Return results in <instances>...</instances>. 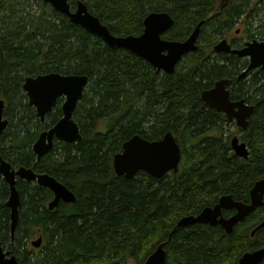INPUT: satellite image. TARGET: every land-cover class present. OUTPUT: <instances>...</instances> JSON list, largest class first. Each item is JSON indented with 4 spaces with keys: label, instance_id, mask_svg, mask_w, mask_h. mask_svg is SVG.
Here are the masks:
<instances>
[{
    "label": "trees",
    "instance_id": "1",
    "mask_svg": "<svg viewBox=\"0 0 264 264\" xmlns=\"http://www.w3.org/2000/svg\"><path fill=\"white\" fill-rule=\"evenodd\" d=\"M78 0H69L72 9ZM115 35H139L151 11H165L174 24L163 38L184 40L204 20L197 49L172 73L157 72L145 59L110 48L40 0H0V99L8 125L0 134V157L14 168L48 173L75 195L47 209L52 192L17 179L19 218L13 238L6 206L7 183L0 175V244L19 264H142L164 242L165 264H237L244 252L264 246V203L236 224L175 228L184 215L198 214L223 194L249 201V190L264 178V69L237 77L248 61L215 52L216 41L243 20V34L264 40V0H81ZM256 23L254 31L251 27ZM243 42L232 40L233 47ZM88 77L73 118L82 139L55 140L37 159L32 145L61 117L63 98L43 122L22 89L24 78L49 72ZM228 79L232 99L254 105L248 130L240 134L249 159L230 148V124L201 100L202 90ZM171 132L182 159L178 171L155 178L143 171L127 179L114 172L113 155L133 135L158 140ZM232 211H224V215ZM42 237L33 250L27 240ZM264 264V259L259 263Z\"/></svg>",
    "mask_w": 264,
    "mask_h": 264
},
{
    "label": "water",
    "instance_id": "2",
    "mask_svg": "<svg viewBox=\"0 0 264 264\" xmlns=\"http://www.w3.org/2000/svg\"><path fill=\"white\" fill-rule=\"evenodd\" d=\"M49 4L54 10L66 15L70 22L79 25L84 30L99 37L105 45L114 49H126L145 59L157 72L172 73L184 55L197 49V38L204 20L198 22L191 34L184 40L164 39L166 33L174 24V19L165 11H151L143 20V30L139 35H115L111 33L100 19L92 14L87 5L78 0L74 10H71L69 0H40ZM238 30L236 31V33ZM215 52L235 54L248 59L247 67L238 78L245 77L250 71L264 69V41L252 39L244 42L239 48H233L226 38L218 40L212 47ZM228 79L216 80L212 87L200 93L201 100L218 113H223L230 121H234L240 129L248 126V117L254 111L243 99L234 101L226 87ZM88 84V77L82 74H63L49 72L24 78L22 89L28 97V102L34 107L36 116L44 121L45 116L56 105L59 98L62 116L50 128L42 130L33 143V153L40 159L52 150L54 140L77 142L82 139L80 128L73 118L77 104L83 97ZM4 100L0 99V134L7 127L8 120L4 118ZM232 151L239 157L247 158L249 152L246 144L237 136L230 140ZM182 159L179 144L171 132L165 133L158 140H148L140 135H133L122 144V150L113 155V169L118 176L133 178L137 172L143 171L155 178L178 171ZM0 175L7 183L9 195L6 200L10 214V233L13 238L19 218L20 197L16 188L17 179L35 181L38 185L48 188L52 199L47 203V209L53 210L60 201L72 203L76 200L74 193L48 173H37L32 168H14L8 161L0 157ZM264 203V178L254 182L249 190V202L235 200L231 194H223L212 206H205L198 214L182 216L175 228H184L194 224L220 226L226 234H230L236 224ZM223 211H234L225 217ZM264 226V220L251 232L253 235ZM42 237L31 241L34 248L40 247ZM264 259V246L247 251L238 259V264H259ZM166 251L164 242L157 245L142 264H165ZM0 264H19L16 256L0 244Z\"/></svg>",
    "mask_w": 264,
    "mask_h": 264
},
{
    "label": "rangeland",
    "instance_id": "3",
    "mask_svg": "<svg viewBox=\"0 0 264 264\" xmlns=\"http://www.w3.org/2000/svg\"><path fill=\"white\" fill-rule=\"evenodd\" d=\"M85 3V2H84ZM86 4V3H85ZM75 8V7H74ZM256 26V23L253 24V26L251 27V31H254V28ZM245 24L243 22V20H240L239 23L237 25H235L228 33L227 35L224 37L228 40V42H231L233 39L234 40H237L239 42H244L245 40H249L245 34H243V32L245 31ZM236 30H239L238 33H235ZM217 42V41H216ZM215 42V43H216ZM197 43V42H196ZM23 85V84H22ZM5 118V117H4ZM8 125V124H7ZM226 132H233L232 136L233 135H237L239 134V128L234 124V123H231V124H226L223 128ZM255 234V233H254ZM37 237H33L31 239H28L27 240V246L29 249H33L35 250L32 245L30 244V241L31 240H34L36 239ZM42 244V243H41ZM41 246V245H40ZM39 248V247H38ZM37 249V248H36ZM7 250V249H6ZM128 264H135L134 260L132 259H128Z\"/></svg>",
    "mask_w": 264,
    "mask_h": 264
},
{
    "label": "flooded vegetation",
    "instance_id": "4",
    "mask_svg": "<svg viewBox=\"0 0 264 264\" xmlns=\"http://www.w3.org/2000/svg\"><path fill=\"white\" fill-rule=\"evenodd\" d=\"M71 10H73L72 7H71ZM238 32H239V31H238ZM238 32H237V33H238ZM235 33H236V32H235ZM164 39H166V38H164ZM251 40H252V39H251ZM257 40H258V39H257ZM227 41H228V40H227ZM245 41H248V40H245ZM245 41H244V42H245ZM244 42L242 43V45L244 44ZM228 43L231 44V42H228ZM242 45H241V46H242ZM231 46H232V44H231ZM241 46H240V47H241ZM232 47H233V46H232ZM233 48H239V47H233ZM184 56H185V55H184ZM242 58H243V57H242ZM257 69H258V68H257ZM254 70H255V69H254ZM252 71H253V70H252ZM241 72H242V71H241ZM250 72H251V71H250ZM248 74H249V73H248ZM248 74H247V75H248ZM247 75H246L245 77H247ZM245 77H241V78H245ZM237 78H238V77H237ZM238 79H240V78H238ZM227 83H228V82H227ZM212 86H213V85H212ZM212 86H211V87H212ZM226 87H227V84H226ZM207 89H208V88H207ZM227 89L229 90L228 87H227ZM229 92H230V90H229ZM230 98H231V96H230ZM231 99H232V98H231ZM241 99H243V98H241ZM241 99H232V100L237 101V100H241ZM243 100H244V102H245L246 104H248V105H252V104L248 103L245 99H243ZM252 106L254 107V105H252ZM209 107H210V106H209ZM34 110H35V109H34ZM217 113H218V112H217ZM253 113H254V111L252 112V114H253ZM252 114H251V116H252ZM224 116H225V115H224ZM251 116H250V117H251ZM250 117H248V126H249V119H250ZM225 118H226V116H225ZM227 120H228V119H227ZM228 121L231 122V123H234V124H235L234 121H230V120H228ZM41 122H43V121H41ZM231 123H230V124H231ZM235 125H236V124H235ZM236 126H237V125H236ZM248 126H247L246 129H240V128L238 127V128H239V132H238L239 134L235 135V136H237V137L239 138V140H240L241 142H244V143L246 144L247 150H248V152H249L248 157H247V158H243V159H246V160L249 159V157H250V151H251V150H250L248 144L246 143V141L242 140V138L240 137V134H241L243 131L248 130ZM49 128H50V127H49ZM47 129H48V128H47ZM233 136H234V135H233ZM233 136L230 137V140H231V138H232ZM55 140H57V139H55ZM55 140H54V143H55ZM229 143H230V142H229ZM230 148H231V147H230ZM231 150H232V149H231ZM234 154H235V153H234ZM235 155H236V154H235ZM238 157H239V156H238ZM241 158H242V157H241ZM252 186H253V185H252ZM231 195H232V194H231ZM232 197H233V196H232ZM218 199H219V198H218ZM235 200H236V199H235ZM240 201H241V200H240ZM216 202H217V201H216ZM216 202H215V203H216ZM248 202H249V201H248ZM248 202H246V203H248ZM215 203H214V204H215ZM256 209H257V208H256ZM232 213H234V211H232ZM232 213H231V214H232ZM223 214H224V211H223ZM231 214H229V215H231ZM229 215H227V216H229ZM248 215H249V214H248ZM224 216H225V215H224ZM227 216H225V217H227ZM244 218H245V217H244ZM257 226H258V225H257ZM255 228H256V227H255ZM255 228H254V229H255ZM258 230H259V229H258ZM252 231H253V230H252ZM252 231H251V232H252ZM224 232H225V231H224ZM251 236H254V234L251 235ZM259 248H260V247H259ZM256 249H258V248H256ZM253 250H255V249H253ZM248 251H252V250H248ZM246 252H247V251H246ZM244 253H245V252H244ZM240 256H241V255H240ZM237 264H238V261H237Z\"/></svg>",
    "mask_w": 264,
    "mask_h": 264
},
{
    "label": "bare ground",
    "instance_id": "5",
    "mask_svg": "<svg viewBox=\"0 0 264 264\" xmlns=\"http://www.w3.org/2000/svg\"><path fill=\"white\" fill-rule=\"evenodd\" d=\"M73 10H74V9H73ZM68 19H69V18H68ZM143 20H144V19H143ZM81 28H82V27H81ZM194 28H195V27H194ZM236 31H237V30H236ZM236 31H235V32H236ZM238 31H239V30H238ZM190 34H191V33H190ZM98 38H99V37H98ZM248 41H250V40H248ZM260 41H264V40H260ZM245 42H246V41H245ZM228 54H229V53H228ZM234 55H235V54H234ZM236 56H237V55H236ZM246 59H247V58H246ZM247 61H248V59H247ZM247 65H248V64H247ZM246 67H247V66H246ZM26 96H27V95H26ZM27 100H28V97H27ZM28 103H29V102H28ZM29 105H30V104H29ZM32 107H33V106H32ZM33 108H34V107H33ZM61 111H62V110H61ZM61 113H62V112H61ZM35 114H36V113H35ZM61 116H62V114H61ZM5 119H6V118H5ZM59 119H60V118H59ZM59 119H58V120H59ZM226 119H227V118H226ZM39 120H40V119H39ZM58 120H57V121H58ZM57 121H56V122H57ZM56 122H55V123H56ZM55 123H54V124H55ZM54 124H53V125H54ZM53 125H52V126H53ZM52 126H51V127H52ZM5 129H6V128H5ZM5 129H4V130H5ZM4 130H3V131H4ZM234 136H235V135H234ZM150 141H151V140H150ZM32 146H33V145H32ZM121 150H122V148H121ZM32 151H33V150H32ZM119 152H120V151H119ZM43 156H44V155H43ZM36 157H37V156H36ZM37 159H38V158H37ZM114 172H115V171H114ZM171 172H172V171H171ZM34 182H35V181H34ZM36 183H37V182H36ZM44 188H45V187H44ZM47 189H48V188H47ZM6 200H7V199H6ZM5 203H6V202H5ZM9 225H10V224H9ZM10 234H11V233H10ZM38 237H39V236H38ZM38 237H37V238H38ZM37 238H36V239H37ZM34 240H35V239H34ZM31 241H32V240H31ZM31 241H30V244H31ZM32 247H33V246H32ZM33 248H34V247H33ZM34 249H36V248H34ZM240 257H241V256H240ZM240 257H239V258H240ZM239 258H238V259H239Z\"/></svg>",
    "mask_w": 264,
    "mask_h": 264
}]
</instances>
